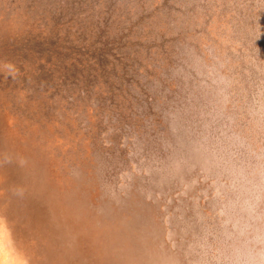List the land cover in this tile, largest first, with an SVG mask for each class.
<instances>
[{
	"label": "rangeland",
	"instance_id": "obj_1",
	"mask_svg": "<svg viewBox=\"0 0 264 264\" xmlns=\"http://www.w3.org/2000/svg\"><path fill=\"white\" fill-rule=\"evenodd\" d=\"M0 264H264V0H0Z\"/></svg>",
	"mask_w": 264,
	"mask_h": 264
}]
</instances>
